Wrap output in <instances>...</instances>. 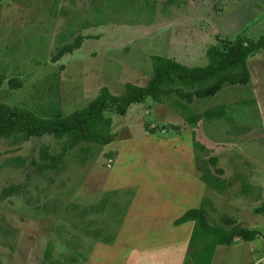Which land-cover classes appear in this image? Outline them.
<instances>
[{
  "label": "rangeland",
  "instance_id": "rangeland-1",
  "mask_svg": "<svg viewBox=\"0 0 264 264\" xmlns=\"http://www.w3.org/2000/svg\"><path fill=\"white\" fill-rule=\"evenodd\" d=\"M77 33L85 36L81 46L52 62L57 46ZM263 33L264 0H0V101L42 115L56 102L69 114L101 86L119 94L127 82L144 85L152 54L203 65L211 44ZM248 67L247 84L189 105L200 112L224 104V117L192 126L174 96L161 103L147 97L124 115L110 114L112 142L67 151L58 170L38 172L32 162L43 144L60 150L53 135L18 143L1 138L0 264H67L72 256L74 264H181L192 222L173 220L203 196L210 197L213 218L263 231L264 215L251 207L264 201V50L248 58ZM12 78L21 86L11 88ZM192 130L208 152L194 151ZM196 154L205 162L217 155L222 177L240 172L241 184L223 194L207 188ZM10 186L14 192L2 197ZM232 193L243 205L239 218L228 208ZM111 235L112 244L102 242ZM223 249L212 264L242 256L233 245L232 253Z\"/></svg>",
  "mask_w": 264,
  "mask_h": 264
},
{
  "label": "trees",
  "instance_id": "trees-1",
  "mask_svg": "<svg viewBox=\"0 0 264 264\" xmlns=\"http://www.w3.org/2000/svg\"><path fill=\"white\" fill-rule=\"evenodd\" d=\"M153 8L154 4H151L150 15ZM85 24L87 26L89 22L86 21ZM84 39L85 36L77 33L70 41L57 46L50 60L56 62L64 54L72 53L81 46ZM260 50H264V33L257 38L240 37L233 42L211 44L206 49L207 62L203 65L188 66L172 57L152 54V75L144 85L127 82L119 94L113 93L107 86H101L94 98L69 114H63L56 102L42 115L24 106L0 101V139L18 143L33 136L53 135L55 139L61 140V148L57 152H52L48 144L40 146V160L32 162L35 170L41 172L60 169L67 151L81 144L106 145L112 142L115 133L111 128L110 114L124 115L132 104L143 103L147 97L152 102L161 103L165 98L174 96V104L179 107L181 116L192 126H196L202 119L218 120L226 113L224 104L209 106L200 112L189 105L194 98L212 97L225 87L247 84L251 79L248 58ZM9 85L11 88H18L21 81L12 78ZM147 131L154 133L156 130L151 128ZM191 136L195 152H208L205 145L196 138L195 131L192 130ZM80 151L86 155L89 147H81ZM196 157V164L201 172L200 181L207 188L223 194L232 182L223 178L224 170L216 166L218 156L209 155L206 162L202 160L201 154H196ZM13 192L14 187H6L2 189L1 196L5 197ZM211 210L215 211L210 197L203 196L197 207L188 208L173 220L175 226L192 222L182 264H210L217 245H233L235 241H252L256 237H264V230L249 228L234 218L222 221L223 215L213 218ZM252 212L264 215V201L254 206ZM114 239L115 235L106 236L102 242L112 244ZM48 256L50 253L47 250L45 257ZM72 257L67 264H74L72 261L75 257Z\"/></svg>",
  "mask_w": 264,
  "mask_h": 264
},
{
  "label": "crops",
  "instance_id": "crops-1",
  "mask_svg": "<svg viewBox=\"0 0 264 264\" xmlns=\"http://www.w3.org/2000/svg\"><path fill=\"white\" fill-rule=\"evenodd\" d=\"M224 173H225V170H224ZM240 174H241L240 172H236L233 177H228L227 178L228 180H232L231 181L232 182L231 185L228 186V189H226L228 191V193L230 192V189H232V187H233L235 182H239L241 184V182L239 181ZM241 187L242 186L239 187V190H241ZM242 193H245V192L243 190H241V192H239V194L242 195ZM259 199H260V197H259ZM230 201L231 202L228 203V204H231V207L228 206V208L231 211H234V212L236 211L235 212V213H237L236 217L239 218L238 215L243 212L242 211L243 210L242 209L243 205L240 204V202H241L240 198L236 199L234 193H232L230 195ZM260 202H258L257 204H259ZM257 204H255V205H257ZM254 206L251 207V210H252V208ZM239 210H241V212H237ZM244 212L248 213L247 219L250 220L251 212L249 211V208H248V211H244ZM156 218H157V216H156ZM222 245L225 246V249H223V250H224V252H226V254L229 253V252L232 253V251L228 250V248H232V245H227L226 246V244H219L215 248V251H214V254H213V258H212V261H211L210 264L213 263L215 255L217 253V250ZM233 248H235L234 251L235 250L237 251V248H240L239 255H242V256L241 257L239 256L237 258H232V259H230L229 263L227 261L225 264H256L257 262H260V264H264V237H256L252 241H242V242L235 241L234 244H233ZM231 261H232V263H231ZM181 262H182V260H181Z\"/></svg>",
  "mask_w": 264,
  "mask_h": 264
}]
</instances>
